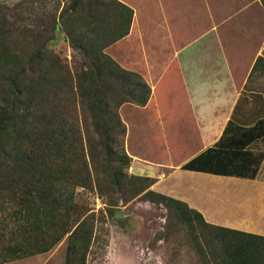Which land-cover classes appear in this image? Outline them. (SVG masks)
<instances>
[{
  "label": "trees",
  "instance_id": "16d2710c",
  "mask_svg": "<svg viewBox=\"0 0 264 264\" xmlns=\"http://www.w3.org/2000/svg\"><path fill=\"white\" fill-rule=\"evenodd\" d=\"M67 2L61 12L58 2L52 13L36 18H51L56 33L62 24L65 39L82 52L75 74L50 47L54 35L22 33L11 21L20 18L16 7L0 4V264L46 253L65 238V264H88L105 216L92 211L79 188L108 197L111 214L136 197L164 205L189 228L201 264H264V236L211 224L186 201L153 189L156 178L128 172L133 158L124 149L127 130L119 109L150 104L157 112V99L150 101L152 87L141 73L124 68L105 49L130 33L135 11L121 0ZM188 50L182 53L186 69L185 63L195 64ZM200 74L204 70H190L185 83ZM255 76H264V56L256 59L245 88ZM222 78L217 86L209 78L190 84L205 138L222 133L181 167L255 179L264 151L252 145L264 140V117L253 123L234 119L238 105L231 93H222L230 85ZM171 99L165 95L161 101ZM164 106L158 108L169 113ZM172 111L171 122L179 123L182 116ZM161 145L165 157L169 149Z\"/></svg>",
  "mask_w": 264,
  "mask_h": 264
},
{
  "label": "rangeland",
  "instance_id": "374dc122",
  "mask_svg": "<svg viewBox=\"0 0 264 264\" xmlns=\"http://www.w3.org/2000/svg\"><path fill=\"white\" fill-rule=\"evenodd\" d=\"M29 1L0 0V4L16 7L20 18H11V21L16 22L15 27H20L22 33L46 32L48 35H54L55 40L49 42L50 47L58 54L60 63L75 74V70L84 61L82 52L73 48L65 39L62 24H60V31L56 33L51 29V18H36L37 15L41 17L44 13H52L58 2H60L59 12H61L68 6L67 0H36L33 7L28 4ZM132 1H134L135 14L130 33L109 45L105 50L124 68L137 71L144 76L152 87L150 101L153 98L157 99V112L150 108V104L140 106L135 103H126L119 109L127 130L123 137L124 149L130 156L141 155L164 164V167H159V164L153 162L154 166L157 165L155 166L157 170L165 171L168 176L167 178L164 176L165 183L162 184L161 189H166L175 196L193 198L194 192L190 184L212 186V189L228 187L230 180H219L214 177L208 178L211 181L204 180L202 175L196 178L189 177L187 174L190 171L180 166L183 163L178 165L186 156L197 153V149L202 146L201 140L199 141L198 124L194 123L189 114L191 113L192 118L195 119L194 105L190 102L188 104L189 92L184 79L185 73L183 69L181 71L183 67L180 62L183 63V56L181 53L174 55L164 50L167 47L164 45L165 37L162 30L163 0ZM20 2H24L22 6L19 5ZM236 25L242 26L238 23ZM236 33L238 34L232 35H237L239 38L240 33L244 35L246 32ZM236 40L238 39L232 41ZM188 57L193 58L191 55ZM248 62H244L243 57H239L236 67L228 69L226 64V70L223 71L220 63L216 66L213 64L210 68L209 61L206 63L207 68L203 75L205 77L210 72L211 74L218 72L217 78L221 79L225 75L230 79V85L227 87L229 90L222 93L228 92L233 96V105L236 103L238 105L234 119L240 123H253L259 117H264V76L253 77L251 82L249 81L248 88H245L250 73L245 68ZM188 65L192 68L191 63ZM241 66L245 69H241ZM186 72L188 73L189 70ZM166 89L167 94H165ZM165 95L173 99L163 104L161 98ZM176 95L177 99L173 97ZM191 96L190 94V98ZM163 105L165 110L170 112L173 110V114L182 112L183 116L178 119L179 123L171 122L170 112L160 111L158 107ZM154 115L159 119L155 123ZM160 120L163 121L164 127L161 126ZM163 134H166L165 139ZM161 140L164 145L167 141L169 149L165 157L161 153L163 149ZM252 148L256 151H264L261 148V141L252 145ZM128 172L134 174V162H131ZM190 180L192 183L189 182ZM78 191L82 192L80 196L82 199L90 202L92 211L98 215L103 212L102 215L105 216L104 229L102 231L99 228L97 232L102 237L93 244L88 256V264H201V258L192 244L189 228L183 227L170 217L164 205L148 201L144 197H136L128 203L120 202L115 212L111 214L108 208L110 200L108 197L100 196L97 192L84 191L81 188ZM66 246L65 238L46 253L3 264H65Z\"/></svg>",
  "mask_w": 264,
  "mask_h": 264
},
{
  "label": "crops",
  "instance_id": "0c3cea01",
  "mask_svg": "<svg viewBox=\"0 0 264 264\" xmlns=\"http://www.w3.org/2000/svg\"><path fill=\"white\" fill-rule=\"evenodd\" d=\"M121 1L134 9V1ZM161 10L164 45L167 47L164 48L165 52L179 55L191 49V54L194 55L192 58L195 62L194 67L189 68L188 63H185L186 69L180 62L183 67L181 70L183 69V73H185L184 79L188 76L186 70L206 71V63L209 61L211 62L210 68L213 64L216 66L220 63L223 71L226 70V64L228 69L236 67L239 57H243L244 62L249 61L245 68L251 72L256 59L259 56H264V5L261 0H163ZM237 23L242 26H237ZM139 30H141L140 26ZM240 31L246 33L244 35L240 33L239 38L237 35H232L238 34L236 32ZM234 39L238 40L233 42ZM230 63L235 65L231 66ZM245 68L241 66V69ZM207 78L212 85L216 86L223 79L222 77L221 79L217 78L215 73L211 74L210 72L205 77L201 75L198 80L206 81ZM198 80L194 78L189 83L186 82L189 92L188 104L191 103L192 86L190 84L194 83L195 87L200 86ZM179 113L183 116L181 111ZM232 114V112L229 113L226 122L232 117ZM217 115L220 113L215 112L214 117L216 118ZM194 120V123L198 124L199 141L201 140L202 146L197 149V153L190 155L182 163L214 145L222 133L220 131L217 136L206 139L203 124L200 123L196 114ZM160 123L164 127L162 120ZM163 137L165 138L166 134H163ZM166 147L168 148L167 141ZM261 148L264 150V140L261 141ZM132 158L134 159L132 160L134 174L156 178L157 180L152 186L153 189L175 196L166 189H161L162 184L165 183L164 176L165 178L168 176L165 171L157 170L155 167L157 165L154 166V163L159 164V167H164V164L136 154ZM170 162L171 159L169 164L172 163ZM187 175L194 178L202 175L204 180L214 177L219 180H230V183L227 184L226 189L219 187L212 189L211 185V187H207L190 184L194 197L175 196L176 198L186 201L191 207L201 211L211 224L264 236V161L255 179L198 171H190ZM189 182L192 183V180Z\"/></svg>",
  "mask_w": 264,
  "mask_h": 264
}]
</instances>
